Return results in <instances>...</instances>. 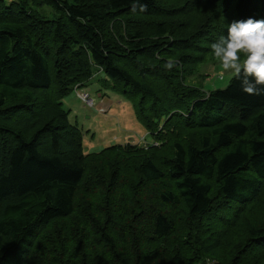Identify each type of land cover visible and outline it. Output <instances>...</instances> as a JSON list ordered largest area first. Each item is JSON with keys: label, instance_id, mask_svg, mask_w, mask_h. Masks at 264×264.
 <instances>
[{"label": "trees", "instance_id": "obj_1", "mask_svg": "<svg viewBox=\"0 0 264 264\" xmlns=\"http://www.w3.org/2000/svg\"><path fill=\"white\" fill-rule=\"evenodd\" d=\"M207 1L215 15L264 20V0ZM191 2L158 15L159 0H0V264H31L51 241V262L192 264L181 250L152 258L176 232L171 208L205 227L216 198L240 213L264 206V94H246L233 76L209 92L192 80L219 32ZM38 4L56 17L41 15ZM102 71L99 81L131 100L152 142L86 151L64 98ZM190 129L196 137L162 154L170 147L164 136ZM81 191L93 197L86 207ZM246 223L248 238L230 264H264V224ZM188 243L202 260L223 241Z\"/></svg>", "mask_w": 264, "mask_h": 264}, {"label": "rangeland", "instance_id": "obj_2", "mask_svg": "<svg viewBox=\"0 0 264 264\" xmlns=\"http://www.w3.org/2000/svg\"><path fill=\"white\" fill-rule=\"evenodd\" d=\"M5 1L10 2L14 0ZM189 1L190 0H159L160 13H155L159 15L162 12L167 11L176 12L180 7L183 8ZM206 2L207 3L202 4H200V0H197L196 3L191 2L189 3L188 9L195 10L201 6L203 8L201 10L205 14V17H207L211 25H213L211 31H215V33L219 32L220 39L221 36L227 35V27L235 21V18L233 16L224 17L219 14L215 15L214 13L216 9L213 4H208L207 0ZM35 9L47 18L56 17L57 15L55 9L48 4H38ZM150 19L154 18L149 17L148 20ZM166 19L168 20L169 16H167ZM197 19H200L199 14ZM198 68L199 70L191 75L192 80L202 86L206 92L215 88L226 87L232 78L230 74H226L223 78L219 76V66L215 59L210 57V55L206 57V60L199 65L197 69ZM99 78H105V73H103V71L100 72V74L95 73L86 86L78 88L79 91L88 93L91 98L95 100V106H90L83 102L77 96L75 89L71 94L64 98V106L67 109H71L69 115L71 122L77 123L84 130L83 142L86 151H98L114 143L125 144L127 142H132L137 144L143 141V137H147V141L152 142L153 136L139 122L131 100L124 96L120 91L113 89L109 85H104L103 82L99 81ZM97 90H101L104 94L97 93ZM164 119L165 118H163V120ZM163 120L161 124L163 123ZM192 132L193 131L190 129L184 131L180 136H177L176 134L164 136L163 143L170 147L163 150L162 154L171 151L173 148L171 146L176 140L186 141L190 136L193 137V135H195L196 137L197 133ZM107 171L111 173L115 171V167L111 166ZM122 171L123 170L121 169L120 172ZM106 174L108 175V173ZM101 176H104V173H101ZM138 182L139 181L137 180L135 184ZM159 184L160 183H157V186H159ZM162 189L163 188L159 189V191ZM90 198L93 199L92 196H83V191H81L79 194L81 206L84 204L86 207L87 205L85 204V201L90 200ZM215 201L216 207L212 210L213 214L208 215L203 220V225H206L205 227H201L200 223H202V219L200 220L199 216L191 217L183 210H179L176 207L171 208L170 214L175 217L176 221V232L169 238L168 242L158 245L157 256L152 254V258L158 263L159 261L164 262L163 260L167 256L170 257L174 252L183 251V254L192 258V260L196 259L192 264H230L232 259H234L238 253L241 241L245 242L248 238L246 219L250 218L255 224H264V206L255 208L253 205L249 204L246 207L244 206L243 212L240 213L242 207L237 206L234 203H227V201V205H225V198H216ZM85 214H88V212H85ZM237 214H239V220L237 219ZM177 216H180V219H176ZM211 221L214 222L210 223ZM66 222L67 220H63L57 225L61 228ZM130 226L132 227V231H135L138 236L143 234L141 233L143 231L138 223L131 222ZM58 232L59 231H56V233ZM187 234L189 235L188 237L186 236ZM129 237L131 238V236ZM208 237L210 241L217 237H221L223 244L212 255H207V257L200 260L199 249L189 246L188 244L191 243H188V238L194 242L193 245L196 244L199 246V244ZM51 242H49L48 245L46 243L40 244L32 256L31 264H66V261L59 256L54 258L53 262L45 259V257H52L56 251L57 244H54L53 241ZM143 244L144 242H141V245ZM132 248L137 252L139 244L134 242Z\"/></svg>", "mask_w": 264, "mask_h": 264}, {"label": "clouds", "instance_id": "obj_3", "mask_svg": "<svg viewBox=\"0 0 264 264\" xmlns=\"http://www.w3.org/2000/svg\"><path fill=\"white\" fill-rule=\"evenodd\" d=\"M211 55L221 78L230 74L240 79L246 94H264V20L233 21L227 35L212 43Z\"/></svg>", "mask_w": 264, "mask_h": 264}, {"label": "built area", "instance_id": "obj_4", "mask_svg": "<svg viewBox=\"0 0 264 264\" xmlns=\"http://www.w3.org/2000/svg\"><path fill=\"white\" fill-rule=\"evenodd\" d=\"M77 96L85 103L89 104L90 106H95V100L91 98V96L86 92H81L78 88H75Z\"/></svg>", "mask_w": 264, "mask_h": 264}, {"label": "crops", "instance_id": "obj_5", "mask_svg": "<svg viewBox=\"0 0 264 264\" xmlns=\"http://www.w3.org/2000/svg\"><path fill=\"white\" fill-rule=\"evenodd\" d=\"M97 93H99V94H104L102 91H98L97 90ZM78 122V121H77ZM88 131H90V130H88Z\"/></svg>", "mask_w": 264, "mask_h": 264}]
</instances>
